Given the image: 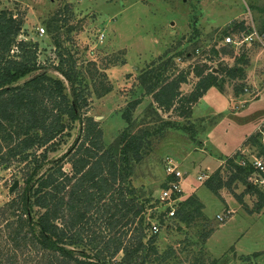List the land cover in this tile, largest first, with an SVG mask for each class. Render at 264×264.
<instances>
[{"label": "rangeland", "instance_id": "rangeland-1", "mask_svg": "<svg viewBox=\"0 0 264 264\" xmlns=\"http://www.w3.org/2000/svg\"><path fill=\"white\" fill-rule=\"evenodd\" d=\"M0 9L23 20L27 42L31 49L37 47V66L16 84L44 73L60 78L73 100L71 83L55 58L60 49H55L54 40H59L61 49L67 48L72 55L70 60L79 74L75 86L88 102L81 116H93L99 122L104 148L116 147L118 135L127 126L121 113L129 101L141 98L132 111L129 131L147 136L141 159H130L127 183L145 205L150 224L160 223L155 233L157 253L150 254L144 264H264V205L257 206L255 193L233 181L219 189V197L205 186L207 179H198L201 174L217 173L229 180L235 171L233 164L246 160L257 129L264 124V46L257 41L240 43L241 33H230L240 22L246 27L253 22L262 30L264 0H0ZM57 10L62 12L54 24L50 19ZM39 27H44L43 35H39ZM228 34L235 43L226 46ZM212 47L219 51L217 55L210 51ZM15 49L11 48L12 55L18 52ZM231 67H242L243 76H230L227 70ZM150 69L154 73L164 70L162 79L187 72L186 82L180 85L182 94L193 89L197 69L214 72L217 85L184 118L175 109L160 108L145 93V86L153 81L144 76ZM106 87L110 91L100 95ZM81 133L78 120L57 149L47 153L33 181L57 160L69 171L63 155ZM0 146V154L5 153L6 143L0 140ZM34 149L37 154L42 151ZM169 158L182 173L180 200L195 195L203 204L202 216L188 225L175 218L161 217L162 222L157 218L167 207L159 196L167 181ZM33 166L30 158L18 161L17 157L9 160L8 167L0 166V264H42L45 259L39 248L10 239L18 212L10 207L11 201L23 191L24 178ZM14 180L18 185L9 194ZM40 211L31 207L34 221ZM91 227L107 235L122 230L109 231L100 220ZM126 228L124 240L133 235L132 226ZM87 241L74 248L77 256L81 250L92 254Z\"/></svg>", "mask_w": 264, "mask_h": 264}, {"label": "trees", "instance_id": "trees-1", "mask_svg": "<svg viewBox=\"0 0 264 264\" xmlns=\"http://www.w3.org/2000/svg\"><path fill=\"white\" fill-rule=\"evenodd\" d=\"M61 12L57 10L50 19L54 24L60 20L58 15ZM22 25L20 17L0 9V140L7 145L6 152L0 154V166L8 167L9 160L16 157L18 161L30 158L34 165L24 178L23 191L11 201L10 207L18 209L11 241H23L39 248L45 256L42 264H144L150 254L157 253L156 235H148L150 216L146 215L143 202L135 196V188L127 183L131 170L130 159H141L147 136V133L134 134L129 131L132 111L140 104L141 98L129 101L121 113L127 126L118 135L116 147L104 148L99 122L93 116H81L88 102L82 89L75 86L79 83V74L70 60L72 55L67 48L61 49L59 40H54L55 49H60L55 58L58 68L71 83L73 100L66 93L60 78L44 73L20 85L16 84L18 78L37 66V47L31 49L27 40L17 39L22 32ZM245 30L248 32L247 27L240 22L231 28L230 33ZM13 46L18 50L14 55L10 53ZM222 50L226 51V48ZM210 51L214 55L219 52L213 47ZM245 62L242 60V63ZM153 71L150 69L144 74L153 78L145 86V93L151 94L160 108L175 109L177 115L184 118L191 115L193 104L217 85L214 72L204 73L202 69H197L194 73L198 80L193 89L188 94H182L180 85L186 82L187 72L181 71L172 78L162 79L164 70ZM227 72L232 77L243 76L242 67H231ZM109 91L106 87L100 95ZM78 120L82 122L81 137L63 155L70 170H64L62 160H57L48 171L33 181L36 171L46 161L47 153L57 149L60 139L69 135ZM252 142L259 145L256 138ZM34 148L42 151L37 154L32 152ZM233 166L235 171L229 180L224 181L214 173L207 178L205 186L221 197L219 189L228 187L233 181L241 182L247 186L248 192L255 193L257 206H263V193L248 186V170L238 164ZM237 199L241 201V196H237ZM177 205L171 218L186 225L202 216L203 204L195 195L179 201ZM33 206L41 210L35 221L30 216ZM168 210L167 207L160 212L157 217L160 222ZM97 220L103 221L109 231L116 227L122 230L115 231L113 235L103 234L91 227ZM127 225L132 226L133 235L124 240ZM86 238L93 252L86 254L81 250L77 256L74 248L83 244ZM6 259L10 261L11 256H6Z\"/></svg>", "mask_w": 264, "mask_h": 264}, {"label": "built area", "instance_id": "built-area-1", "mask_svg": "<svg viewBox=\"0 0 264 264\" xmlns=\"http://www.w3.org/2000/svg\"><path fill=\"white\" fill-rule=\"evenodd\" d=\"M39 35H43L45 32L44 27H39L38 29ZM248 32L242 31L240 32L242 35V39L240 43H252L257 41L259 44L264 46V28L259 31L256 28L253 22L250 23V26L247 27ZM243 33V34H242ZM18 40L24 39L26 40L27 37L21 32L18 37ZM226 44L235 43L232 39L231 34L225 36ZM15 47V46H13ZM17 51V49H15ZM256 139L258 142V146L254 145L252 150L246 156V160H242L239 165L245 167L248 170L247 175V182L248 186H252L258 191L263 193L264 196V124H262L256 132ZM166 174H167V181L165 183V187H162L159 199L167 204L168 212L166 217L171 218L174 215V210L176 205L178 204L180 199H182V173L178 169V166L172 161V159H168L166 162ZM209 175L201 174L198 176V179L206 180ZM166 207V208H167ZM219 219H222L221 216H218ZM150 231L152 233L158 232V224L151 223L150 224Z\"/></svg>", "mask_w": 264, "mask_h": 264}, {"label": "water", "instance_id": "water-1", "mask_svg": "<svg viewBox=\"0 0 264 264\" xmlns=\"http://www.w3.org/2000/svg\"><path fill=\"white\" fill-rule=\"evenodd\" d=\"M17 185H18V181H17V180H14V182L11 184V186H10L9 189H8L9 194L12 193L13 189H14L15 187H17Z\"/></svg>", "mask_w": 264, "mask_h": 264}, {"label": "crops", "instance_id": "crops-1", "mask_svg": "<svg viewBox=\"0 0 264 264\" xmlns=\"http://www.w3.org/2000/svg\"><path fill=\"white\" fill-rule=\"evenodd\" d=\"M248 218V217H247Z\"/></svg>", "mask_w": 264, "mask_h": 264}]
</instances>
